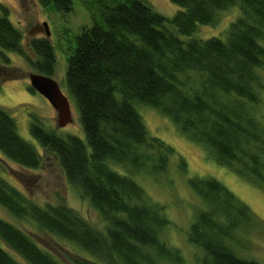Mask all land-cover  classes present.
I'll return each mask as SVG.
<instances>
[{"label":"trees","instance_id":"trees-1","mask_svg":"<svg viewBox=\"0 0 264 264\" xmlns=\"http://www.w3.org/2000/svg\"><path fill=\"white\" fill-rule=\"evenodd\" d=\"M39 1L58 12L73 10V0ZM95 1L103 6L102 21L83 27L76 36L65 74L86 138L61 136L37 119L30 130L44 148L41 154L0 106V151L31 169L40 168L47 153L55 156L69 183L99 211L105 231L64 203H38L1 176L0 205L97 258L69 251L71 264L178 263L181 251L161 237L170 223L164 206L114 166L159 176L176 153L150 134L136 107L141 102L169 116L219 164L264 185V121L255 112L264 92V0H171L179 6L171 20L147 0ZM232 8L239 14L226 39L193 36L200 25L216 24L219 15ZM25 40L10 8L0 0V84L26 77L8 52L21 55L39 73L54 74L56 53L49 38ZM179 161L185 171L186 160L181 156ZM189 184L205 205L188 233L204 251L199 264H261L235 251L245 232L263 226L252 209L214 177H192ZM0 239L6 245L0 244V264H62L30 232L1 217Z\"/></svg>","mask_w":264,"mask_h":264},{"label":"rangeland","instance_id":"rangeland-1","mask_svg":"<svg viewBox=\"0 0 264 264\" xmlns=\"http://www.w3.org/2000/svg\"><path fill=\"white\" fill-rule=\"evenodd\" d=\"M1 1L10 8L12 20L24 32L26 44L32 36H45L54 45L56 68L52 77L59 82L63 92L69 98L73 121L65 127L59 126L56 109L43 95L33 93L28 88L29 74L37 71L31 68L21 55L14 52H8L12 64L23 69L26 77L8 79L0 84V106L14 117L19 134L31 142L41 154L44 148L30 130L31 123L37 119L45 129L61 136L72 133L85 139L77 104L65 84V74L68 58L72 54V46L76 44V36L83 27H90L96 21H102L103 6L95 0H73V10L62 13L44 7L39 0ZM147 1L170 20L179 9V6L171 0ZM108 4L112 5L111 2ZM237 11L232 8L221 13L216 24L200 25L193 36L198 38L217 36L226 39L230 23L239 14ZM45 22L49 26L50 36L46 33ZM168 26L173 29L171 23H168ZM262 94L263 103L256 107L255 112L264 121V92ZM136 107L150 134L160 137L176 150L171 157L169 168L159 176L141 172L131 173L124 170L121 165L114 166L120 172L129 173L144 187L153 202L164 206L163 213L170 223L162 230L161 237L169 247H175L181 251L182 261L177 263L174 260L164 259L158 264H199L204 255L201 246L188 239L190 226L197 212L205 206L202 198L190 187L189 179L192 177L211 176L221 181L252 209L264 226L263 184L243 177L229 166L219 164L202 144L190 140L176 127L169 116L157 108L141 102H136ZM181 156L187 162L185 171L179 168ZM0 176L38 203L42 205L64 203L86 217L93 226L105 231L106 222L101 218L99 211L87 199L82 198L77 189L69 183L57 158L52 154L47 153L40 168L31 169L9 160L0 151ZM0 217L30 232L36 242L57 256L62 264H71L68 259L69 251L97 260L78 243L42 230L33 219H17L1 205ZM263 226L250 228L243 234L242 242L235 246L238 256L264 264ZM0 244L6 247L1 239ZM9 252L21 260L15 252L12 250Z\"/></svg>","mask_w":264,"mask_h":264},{"label":"water","instance_id":"water-1","mask_svg":"<svg viewBox=\"0 0 264 264\" xmlns=\"http://www.w3.org/2000/svg\"><path fill=\"white\" fill-rule=\"evenodd\" d=\"M46 33L50 36L51 32L48 24L45 22ZM30 85L41 95L46 97L51 105L56 109L58 114V124L65 127L73 121L70 101L68 96L63 92L59 82L51 75L39 72L29 74Z\"/></svg>","mask_w":264,"mask_h":264},{"label":"flooded vegetation","instance_id":"flooded-vegetation-1","mask_svg":"<svg viewBox=\"0 0 264 264\" xmlns=\"http://www.w3.org/2000/svg\"><path fill=\"white\" fill-rule=\"evenodd\" d=\"M35 92H37L36 90H35ZM37 93H39V92H37ZM46 98V97H45ZM47 99V98H46ZM48 100V99H47ZM49 101V100H48ZM51 104V103H50ZM52 106V105H51ZM56 111V110H55Z\"/></svg>","mask_w":264,"mask_h":264}]
</instances>
